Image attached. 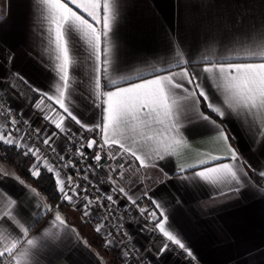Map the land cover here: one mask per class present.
Here are the masks:
<instances>
[{
	"label": "crops",
	"instance_id": "1",
	"mask_svg": "<svg viewBox=\"0 0 264 264\" xmlns=\"http://www.w3.org/2000/svg\"><path fill=\"white\" fill-rule=\"evenodd\" d=\"M116 3L118 18L111 36L113 69L106 75L124 87L128 82L152 79L157 70L161 75L169 70L179 71L178 67L169 69L170 64L176 63L179 50L189 61L186 65L189 71L198 74L197 82L206 89L211 101L221 104V91L202 71L205 61L216 62L221 57L236 61L253 59L243 52L252 41L264 35V0H116ZM49 47L47 22L38 0H0L1 94L13 109L35 123L43 139L51 137L50 142L61 152L65 143L63 134L67 130L83 136L86 144L95 134L101 137L102 134L99 129L87 131L70 118L65 119V131L61 132L51 119H45L46 115L57 118V113L66 117L55 100L44 98V103L36 110L35 99L29 106L21 98L26 87L37 94L38 102L43 92L54 94L56 77L46 51ZM73 56L76 66L71 70L73 79L66 104L91 127L100 122L101 110L95 106L99 101L92 95L93 62L86 46L76 37L73 38ZM121 77L126 79L121 80ZM101 83H106L104 73ZM184 83L191 90L193 85ZM103 90L114 89L102 87ZM175 93L176 119L185 143L175 146V154L155 160L156 166L141 167L130 155H119L125 171L118 175L110 166L109 186L110 194L118 202L129 203L147 195L157 213L155 227L162 218L155 207L159 203L168 216L166 227L178 234L192 251L193 261L188 262L174 252L176 245L157 228L160 238L153 240L154 232L139 220L138 211L133 214L136 223H127L125 230L153 264H264V187L250 176V173L260 176L264 171V125L250 116L237 117L229 113L221 119L213 113L212 118L227 131L229 143L239 153V166L244 169L240 174L244 178L239 186L235 182L212 185L186 180L183 177H190L205 167L234 162L226 157L222 143L216 139V128L196 117L192 100L184 99L187 94L182 90ZM201 103L206 107L202 98L194 107L204 112ZM161 133L163 139L162 130ZM111 149L117 155L120 152L118 145ZM211 156L222 159L214 161ZM200 160L207 163L201 165ZM152 163L150 160L149 164ZM189 165L196 167L189 168ZM181 166L186 169L183 173ZM0 172L7 173L0 175V189L22 206L24 211L19 219L28 228L27 236H23L18 226L0 221V230L9 239L19 240L11 255L0 257V264H15L13 257L20 258L21 264H113L111 255L100 245L107 244V238L90 224L83 209L61 196L62 205L51 204L33 184L20 177L14 166L1 159ZM14 176L24 183L17 182ZM120 188L127 195L120 192ZM57 190L61 195L59 188ZM57 211L63 224L55 220ZM99 237L103 242L95 240ZM28 239H33L35 246H29ZM5 246L6 243L0 241V250ZM22 251H27L26 257H19Z\"/></svg>",
	"mask_w": 264,
	"mask_h": 264
},
{
	"label": "snow or ice",
	"instance_id": "2",
	"mask_svg": "<svg viewBox=\"0 0 264 264\" xmlns=\"http://www.w3.org/2000/svg\"><path fill=\"white\" fill-rule=\"evenodd\" d=\"M38 3L43 9L44 20L47 22L50 47L46 51L49 53L51 70L54 72L56 80L53 84L54 94L43 92L42 99L35 106L39 109L44 103V98L55 100V103L66 114L65 117L57 113V118L46 115L45 119H51V123L61 132L65 131L66 118H70L87 131L99 129L104 146L118 145L120 149L118 155H130L139 161L141 167L156 166L155 160H163L165 156L175 154V146L185 143L176 119L177 102L173 98L176 94L175 90H182L187 94L184 99L192 100L196 117L216 128V139L222 143L226 157L234 162L205 167L200 171H195L192 176L183 178L203 181L212 185L232 184L233 182L237 186L240 185L244 178L240 173H243L244 169L239 166V153L229 143L230 137L227 131L211 115L195 109L194 106L202 98L206 107L221 119L231 113L237 117L250 116L253 120H259L264 125V35L252 41L243 52L244 55L253 59L236 61L231 57H221L216 62L205 61L203 73L206 74V78L216 84L223 96L222 103L216 104L211 101L203 85L197 82L198 74L191 73L186 67L189 61L184 59L183 53L179 50L176 51V63L169 65V69L178 67L179 71L169 70L167 74L161 75L159 74L160 70H157V74L152 79H142L138 83L128 82L126 87L120 86L116 79L107 77L106 74L110 69H113L111 36L118 18L116 0H38ZM74 37L86 46L89 59L93 62L90 76L94 85L92 95L95 97V101H99L95 106L101 110V116L100 122L91 127L74 115L66 104V94L70 91L73 79L71 70L76 66L73 56ZM102 73L105 74L106 83L104 85L101 83ZM125 79V77H121V80ZM184 82L193 85L191 90L185 87ZM102 87L114 90L102 91ZM37 91L40 90L37 89ZM49 107L51 106L49 105ZM52 111L54 112L55 109ZM12 124L15 125L16 121L13 120ZM50 140L51 137L45 138L43 143L48 145ZM0 142L15 143L11 134H4L2 129H0ZM95 143V140H90L87 142V147L91 148ZM138 143L139 147H137ZM153 144H156L157 147L153 148ZM38 152L39 149L29 147L24 155H32L39 160ZM109 155L111 156V154ZM111 158L115 159V156H111ZM95 159L100 161L101 156L96 154ZM210 159L216 161L222 158L211 156ZM150 160L153 161L152 164H149ZM199 163L204 165L207 162L200 160ZM45 166L49 172L53 171L47 161H45ZM32 167L31 176L39 177L41 174L39 167L37 165ZM120 167L123 168V165ZM188 167L195 168L196 165ZM185 170L181 166L180 172L183 173ZM259 174L264 177V171ZM0 175L6 176L7 173L0 172ZM56 175L59 177V172ZM13 178L20 184L24 183L18 176ZM68 182H72L71 177L68 178ZM57 184L60 192L63 193V199L71 201L72 197L65 192V182L57 179ZM32 191L35 192L36 189H32ZM119 191L125 193L123 188H120ZM112 199V196H107V200L112 201ZM155 207L162 217L157 221L156 228L168 241L178 246L189 257H193L192 251L178 238V234H174L166 227L168 216L163 207L159 203H156ZM23 211L16 199L0 189V221L7 222L13 227L18 226L20 234L27 236L28 228L19 219L23 215ZM140 211L144 213L146 210L140 209ZM150 215L156 219L157 213L152 212ZM55 220L61 224L64 223L59 211L55 215ZM101 227L98 225L96 231H101ZM0 241H4L7 245L0 250V257H4L6 254L11 255L19 244L18 239H9L3 230H0ZM35 243L33 239L27 240L29 246H35ZM166 248L167 246L163 250ZM26 256L27 251L19 253V257ZM13 259L15 264H21L20 258L13 257Z\"/></svg>",
	"mask_w": 264,
	"mask_h": 264
},
{
	"label": "built area",
	"instance_id": "3",
	"mask_svg": "<svg viewBox=\"0 0 264 264\" xmlns=\"http://www.w3.org/2000/svg\"><path fill=\"white\" fill-rule=\"evenodd\" d=\"M13 120L16 121L15 125L12 124ZM0 129L5 131L6 134L10 133L11 138L15 141L14 144L17 146H24L26 143L33 149H39L40 159L43 162L47 161V164L53 168V176L57 177L56 173L59 172V176L64 179L65 192L72 197V200L79 201L81 199L83 209L87 210L90 224L95 228L98 225L102 226L103 237L107 238L109 243H112V241L117 243L119 250H122L125 254V262H130V264H153L150 258L145 256L133 243L125 229L116 222L117 216L128 217L129 213L121 207L115 198L112 201L107 200V196L110 195L105 194V191L100 188L111 183L110 166L113 167L116 174L121 175L125 171V164L121 156L115 154L111 147L104 146L99 133L95 134L93 139L96 143L89 148L83 136L73 130H67L63 134L65 143L63 150L60 152L51 142L48 145L43 143L44 139L38 129L21 112L9 105L1 91ZM96 154L101 156L100 161L95 159ZM109 154L115 156V159H112ZM120 165H123V168ZM69 177L72 178L71 183L68 182ZM60 196L63 199V193ZM129 205L138 210H146L144 213L139 211L141 220L154 234H157L155 219L150 215L154 212V207L148 196L142 195L135 200V203ZM173 249L182 259L188 262L193 261L192 257H189L183 250L178 249L176 246H173Z\"/></svg>",
	"mask_w": 264,
	"mask_h": 264
},
{
	"label": "trees",
	"instance_id": "4",
	"mask_svg": "<svg viewBox=\"0 0 264 264\" xmlns=\"http://www.w3.org/2000/svg\"><path fill=\"white\" fill-rule=\"evenodd\" d=\"M24 101H28L27 98L21 96ZM201 109L207 114L215 117V115L209 111L203 103H201ZM27 149L23 146H17L16 144H6L4 142H0V159L9 165L14 166L20 173V177L30 182L35 186V188L44 195L51 204L58 203V205H62L64 202L60 199V194L57 190V185L55 178L51 172L47 170V168L40 165V163L35 161L32 155H24ZM32 165H37L40 169V176L33 177L31 176V168ZM251 178L255 183L264 187V178L250 173ZM40 220L37 221V223ZM36 223V224H37ZM160 238L158 234H155L154 239Z\"/></svg>",
	"mask_w": 264,
	"mask_h": 264
},
{
	"label": "rangeland",
	"instance_id": "5",
	"mask_svg": "<svg viewBox=\"0 0 264 264\" xmlns=\"http://www.w3.org/2000/svg\"><path fill=\"white\" fill-rule=\"evenodd\" d=\"M22 94L24 95V97H26L27 98V103H28V105L30 106V105H32L31 104V101L32 100H36V102L35 103H37L38 101H37V99H38V97H37V94L35 93V92H33V91H31L30 89H28L27 87L25 88V89H23L22 90ZM34 108H35V106H34ZM38 108H36V110H37ZM39 111V110H38ZM31 122V121H30ZM35 127H36V125H35V123L32 121L31 122ZM37 128V127H36ZM38 129V128H37ZM3 133L4 134H6V132L5 131H3ZM26 142V141H25ZM24 142V143H25ZM20 145H22V144H20ZM23 147H27V149L30 147V145L29 144H26L25 143V145L23 146ZM32 148V147H31ZM33 158H35V157H33ZM35 161L36 162H38V163H40V165L41 166H43V167H45L46 168V166H45V162H43L42 161V159H39V160H37L36 158H35ZM33 166V165H32ZM31 168V170H33V167H30ZM52 173V172H51ZM55 177V176H54ZM55 178H58V179H62L60 176L59 177H55ZM111 186H109V185H105V187L104 186H101L100 188L103 190V191H105V194H109L110 196H112L111 194H110V188ZM59 188V186L57 187V189ZM112 198H114V196H112ZM138 199V198H137ZM136 200V199H135ZM135 200H133V201H135ZM133 201H131V202H129V203H127V202H123V201H120L119 200V204L121 205V207L124 209V210H126L128 213H129V216L127 217V216H117V218H116V222L118 223V225L120 226V227H122V228H124L125 229V227H126V224L128 223H130V222H133V223H136V218L133 216V214H134V212H137L138 211V218H139V220L141 221V214H140V210H138V209H135L134 207H131L129 204H132L133 203ZM70 203H72L74 206H76V207H78L79 209L81 208V210L83 209V206H82V204H81V199L78 201V200H75V199H73V200H71V201H69ZM83 211L86 213V209H83ZM135 218V219H134ZM142 222V221H141ZM126 231V230H125ZM152 231V230H151ZM126 233H127V231H126ZM99 234V233H98ZM128 234V233H127ZM100 235V234H99ZM129 235V234H128ZM101 236V235H100ZM155 237V234L153 235V238ZM102 238V237H101ZM97 242H99V243H101L100 242V240L102 241V239H100V237L99 238H97V239H95ZM112 241V240H111ZM103 242V241H102ZM107 242L109 243V241L107 240ZM106 244V243H101L100 245H103L105 248H104V250H105V252L108 254V255H111V260L113 261V264H130V262H125L124 261V258H125V254H124V252L122 251V250H119V248L117 247V243H114V241H112V243L110 242L109 244ZM134 244H135V242H133ZM136 245V244H135ZM137 246V245H136ZM98 247H100L99 245H98ZM138 247V246H137ZM101 248V247H100ZM139 248V247H138ZM140 250H141V248H139ZM142 252H143V250H141ZM143 254H144V252H143ZM145 255V254H144ZM146 256V255H145Z\"/></svg>",
	"mask_w": 264,
	"mask_h": 264
}]
</instances>
